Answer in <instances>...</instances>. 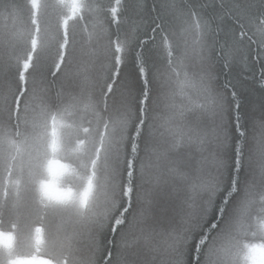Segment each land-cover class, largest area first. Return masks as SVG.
Listing matches in <instances>:
<instances>
[{
	"label": "snow or ice",
	"instance_id": "6c2138e0",
	"mask_svg": "<svg viewBox=\"0 0 264 264\" xmlns=\"http://www.w3.org/2000/svg\"><path fill=\"white\" fill-rule=\"evenodd\" d=\"M0 264H264V0H0Z\"/></svg>",
	"mask_w": 264,
	"mask_h": 264
}]
</instances>
